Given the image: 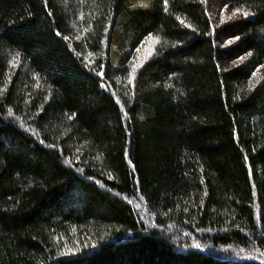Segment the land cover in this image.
<instances>
[{"label":"trees","instance_id":"16d2710c","mask_svg":"<svg viewBox=\"0 0 264 264\" xmlns=\"http://www.w3.org/2000/svg\"><path fill=\"white\" fill-rule=\"evenodd\" d=\"M0 264H264V0H0Z\"/></svg>","mask_w":264,"mask_h":264},{"label":"snow or ice","instance_id":"6c2138e0","mask_svg":"<svg viewBox=\"0 0 264 264\" xmlns=\"http://www.w3.org/2000/svg\"><path fill=\"white\" fill-rule=\"evenodd\" d=\"M245 15H247V13H245ZM57 35H59V32H57ZM65 39H67V38L65 37Z\"/></svg>","mask_w":264,"mask_h":264}]
</instances>
